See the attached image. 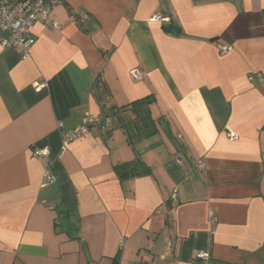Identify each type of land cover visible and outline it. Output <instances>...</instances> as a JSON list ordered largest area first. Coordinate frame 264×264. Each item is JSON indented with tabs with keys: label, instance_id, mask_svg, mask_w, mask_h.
Instances as JSON below:
<instances>
[{
	"label": "crops",
	"instance_id": "0c3cea01",
	"mask_svg": "<svg viewBox=\"0 0 264 264\" xmlns=\"http://www.w3.org/2000/svg\"><path fill=\"white\" fill-rule=\"evenodd\" d=\"M51 14L28 57L0 44V264H264V0H62ZM85 113L110 127L63 142ZM134 162L140 175L114 170Z\"/></svg>",
	"mask_w": 264,
	"mask_h": 264
},
{
	"label": "built area",
	"instance_id": "2783aa9c",
	"mask_svg": "<svg viewBox=\"0 0 264 264\" xmlns=\"http://www.w3.org/2000/svg\"><path fill=\"white\" fill-rule=\"evenodd\" d=\"M61 2L62 0H0L1 46L5 47V49L6 47L18 49L23 58L28 57L30 47L35 41L33 35H31V27L38 22L53 29L58 28L59 24L53 19L51 12L53 6ZM152 20H160L169 23L170 18L169 16L155 15L152 17ZM219 51L220 53L229 52L230 47L225 44H220ZM129 74L136 80L142 77L141 73L136 68L130 69ZM256 77L260 82H264V77L261 74H256ZM248 79H253V76H249ZM110 122L111 121L106 117L85 113L80 124L63 135V142H70L73 139L88 134L91 126H96L100 129L109 128L111 125ZM227 137L231 141L237 140V135L230 132L227 134ZM30 155L32 158L47 157L48 149L47 147H32ZM195 165L203 169L204 162L199 159L195 161ZM53 174L51 165L48 164L45 166L41 184L50 185L54 183L56 177ZM169 196L170 201H175L178 196L177 188H174ZM122 244L123 239L119 240V245L121 246ZM198 257L206 260L209 258V254L206 251L200 252ZM94 263L103 264L101 261Z\"/></svg>",
	"mask_w": 264,
	"mask_h": 264
},
{
	"label": "trees",
	"instance_id": "16d2710c",
	"mask_svg": "<svg viewBox=\"0 0 264 264\" xmlns=\"http://www.w3.org/2000/svg\"><path fill=\"white\" fill-rule=\"evenodd\" d=\"M153 101V98H150V97H145V98H141L137 101H134L132 103H130L129 106H137V105H140V104H149ZM138 166V163L137 162H134V163H126V164H117L115 165L114 167V170L115 172L118 174V176L120 178H123V177H129V176H132V175H140L141 172L143 171H135L133 169V166ZM52 170V169H51ZM119 252L117 253V255L112 259V263L111 264H118L119 262Z\"/></svg>",
	"mask_w": 264,
	"mask_h": 264
},
{
	"label": "water",
	"instance_id": "95a60500",
	"mask_svg": "<svg viewBox=\"0 0 264 264\" xmlns=\"http://www.w3.org/2000/svg\"><path fill=\"white\" fill-rule=\"evenodd\" d=\"M178 31H179V28H177V27H173V28H171V29L169 30V32H170L171 34H174V35H177V34H178Z\"/></svg>",
	"mask_w": 264,
	"mask_h": 264
}]
</instances>
